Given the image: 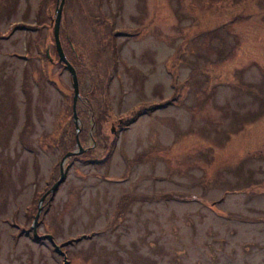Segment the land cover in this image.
I'll use <instances>...</instances> for the list:
<instances>
[{"label":"rangeland","instance_id":"obj_1","mask_svg":"<svg viewBox=\"0 0 264 264\" xmlns=\"http://www.w3.org/2000/svg\"><path fill=\"white\" fill-rule=\"evenodd\" d=\"M58 6L0 0V264H63L39 211L69 264H264V0H65L85 150L47 194L80 151Z\"/></svg>","mask_w":264,"mask_h":264},{"label":"water","instance_id":"obj_2","mask_svg":"<svg viewBox=\"0 0 264 264\" xmlns=\"http://www.w3.org/2000/svg\"><path fill=\"white\" fill-rule=\"evenodd\" d=\"M58 3H59V6L57 8V17L55 20L52 21V24L54 25V36H55L56 47H57V50L59 53V61L64 62L66 64V66L70 70L71 75L73 77V86H74V91H75V96H74V101H73V117H74L75 124L77 127V143L80 147V151L79 152L78 151H69L68 153H66L63 156V158L60 162V168H61L60 178L48 190L47 194L55 193V191L59 187V185L65 180V177H66L65 163H66V160L68 159V157L75 155V154H78L80 152L82 153L85 150L80 143V139H79V135H78V132L81 129L80 120H79L78 115H77V101H78V97H79V79H78V75H77V71H76L75 67L72 65V63L67 59V57L65 55V52L63 50L62 43H61V38H60L62 10L64 7L65 0H58ZM47 54H48V56H50V50L49 49H47ZM112 131L116 132L115 126H113ZM41 208L42 207H40L39 210H41ZM39 216H40V211L35 216L34 223H33V231H34L35 238H37V239L49 238L50 240L55 241L53 235H51V234H47V235H40L39 234V232H38ZM55 247L64 256V263L63 264H68V257H67L66 252L63 251L62 247L60 245H58L57 243H56Z\"/></svg>","mask_w":264,"mask_h":264},{"label":"flooded vegetation","instance_id":"obj_3","mask_svg":"<svg viewBox=\"0 0 264 264\" xmlns=\"http://www.w3.org/2000/svg\"><path fill=\"white\" fill-rule=\"evenodd\" d=\"M262 154V155H261ZM257 156H258V158H261V156H263L264 157V155H263V151H257ZM262 173H263V176H258V180L259 181H264V169L262 170Z\"/></svg>","mask_w":264,"mask_h":264},{"label":"trees","instance_id":"obj_4","mask_svg":"<svg viewBox=\"0 0 264 264\" xmlns=\"http://www.w3.org/2000/svg\"><path fill=\"white\" fill-rule=\"evenodd\" d=\"M36 27V26H35ZM47 56V55H46ZM127 209H123V211H126ZM33 237H34V234H33ZM35 238V237H34ZM65 245V243H62L61 246L63 247Z\"/></svg>","mask_w":264,"mask_h":264}]
</instances>
